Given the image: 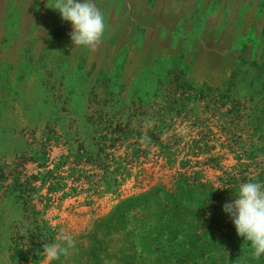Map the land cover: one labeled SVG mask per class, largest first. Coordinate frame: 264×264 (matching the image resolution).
Instances as JSON below:
<instances>
[{
	"label": "rangeland",
	"instance_id": "obj_1",
	"mask_svg": "<svg viewBox=\"0 0 264 264\" xmlns=\"http://www.w3.org/2000/svg\"><path fill=\"white\" fill-rule=\"evenodd\" d=\"M94 2L85 48L48 0H0V264H162L137 235L171 192L220 217L191 263L264 264L223 211L264 182V0Z\"/></svg>",
	"mask_w": 264,
	"mask_h": 264
},
{
	"label": "clouds",
	"instance_id": "obj_2",
	"mask_svg": "<svg viewBox=\"0 0 264 264\" xmlns=\"http://www.w3.org/2000/svg\"><path fill=\"white\" fill-rule=\"evenodd\" d=\"M49 8L57 11L62 21L72 27L70 40L74 47H90L105 33L106 22L94 0H48ZM234 198L223 205L237 236L243 237L252 249L251 255L259 260L264 257V182L242 183ZM74 244L72 237L61 234L51 243L43 244L42 254L50 262L58 260Z\"/></svg>",
	"mask_w": 264,
	"mask_h": 264
},
{
	"label": "trees",
	"instance_id": "obj_3",
	"mask_svg": "<svg viewBox=\"0 0 264 264\" xmlns=\"http://www.w3.org/2000/svg\"><path fill=\"white\" fill-rule=\"evenodd\" d=\"M173 199L174 193L171 192L162 198L160 209L151 207L152 215L146 219L142 232L137 236L147 235L154 241V256L162 264H193L190 262L192 257L209 253L211 247L220 240L217 229L220 217H217V208L213 203L212 211L202 209L206 201L202 203L197 218L190 217L191 213L181 209L176 215ZM157 211H160L158 215ZM200 214L204 215L201 217ZM208 214L210 217H207ZM226 244H229L227 240Z\"/></svg>",
	"mask_w": 264,
	"mask_h": 264
}]
</instances>
